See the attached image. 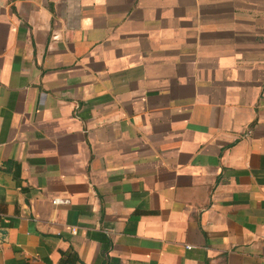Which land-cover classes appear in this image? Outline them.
Returning <instances> with one entry per match:
<instances>
[{"label":"crops","instance_id":"0c3cea01","mask_svg":"<svg viewBox=\"0 0 264 264\" xmlns=\"http://www.w3.org/2000/svg\"><path fill=\"white\" fill-rule=\"evenodd\" d=\"M0 264H264V0H0Z\"/></svg>","mask_w":264,"mask_h":264},{"label":"built area","instance_id":"2783aa9c","mask_svg":"<svg viewBox=\"0 0 264 264\" xmlns=\"http://www.w3.org/2000/svg\"><path fill=\"white\" fill-rule=\"evenodd\" d=\"M52 204L55 206H68L70 205V200L68 198L57 197L52 200ZM75 232V229H72Z\"/></svg>","mask_w":264,"mask_h":264}]
</instances>
